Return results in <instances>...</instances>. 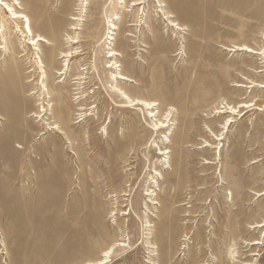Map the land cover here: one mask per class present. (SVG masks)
Segmentation results:
<instances>
[{
	"label": "rangeland",
	"instance_id": "obj_1",
	"mask_svg": "<svg viewBox=\"0 0 264 264\" xmlns=\"http://www.w3.org/2000/svg\"><path fill=\"white\" fill-rule=\"evenodd\" d=\"M22 1L34 31L53 42L39 46L50 97L38 96L40 70L25 83L38 50L20 47L15 36L25 55L17 59L22 77L0 61V264H98L106 251L104 264H264V226L251 227L264 222V0H144L134 9L133 0H63L62 19L53 17L61 0ZM109 31L117 33V60L135 80L122 86L156 102V116L115 106L104 70ZM68 34L82 40L84 51L73 58L61 54L71 48ZM78 65L88 67L82 81L74 79ZM68 66L63 80L58 71ZM242 102L256 106L246 111ZM226 104L242 110L228 129L231 113L216 112ZM169 113L171 129L156 142L171 150L159 166L169 158L171 167L150 183L145 165L158 151L147 147L150 128ZM134 118L145 139L122 150L118 166H99L96 159L109 154V140L99 138L105 125L121 137L130 128L125 119ZM150 188L157 204H145ZM91 215L97 233L81 229Z\"/></svg>",
	"mask_w": 264,
	"mask_h": 264
},
{
	"label": "bare ground",
	"instance_id": "obj_2",
	"mask_svg": "<svg viewBox=\"0 0 264 264\" xmlns=\"http://www.w3.org/2000/svg\"><path fill=\"white\" fill-rule=\"evenodd\" d=\"M38 1L35 0V3L39 6ZM159 1L161 3L163 2V0H159ZM143 2H144V0H133V4H132L133 9H134L135 6H137L139 4H142ZM121 3L125 4V6L128 5L126 0L122 1ZM48 4L49 3L47 2V3L43 4L42 6H44V5L47 6ZM65 6H67V5H65V3H63V0H61L60 4L57 5V7H59V8L53 14V17L55 19H62V16L60 15V13L63 10L62 8H65ZM25 9H26V6H25V4L23 3L22 0H12V1H10V0H0V61L2 59L5 60L6 66L7 67L11 66L15 71H17L19 73L18 75H20L22 77L23 73L21 71L20 64L17 63V59L19 57H22V56H25V55L24 54L23 55H19L20 52L17 49L18 48V44L14 41L15 36L20 37L19 38V42H20L19 46L20 47L23 46L25 48L27 45H28V47L33 45L35 47L34 49L38 50L37 51V55L38 56H35V58H34L35 60H34V64H33L35 69H33V70H29L28 69V71L26 70L27 71L26 72L27 76L24 77V81H25V83H30V82L34 81L33 74H31L32 71H34L36 69L40 70V73L42 75H41V79L39 80L40 92H39L38 96L40 98H42L43 101L44 100L47 101V97H50V96H48L50 94V91H49V89L47 87V79L49 78V75H48V72H47V69H46L47 65L45 63V60L43 59V57L41 55H39V50H40L39 46L42 43H44L46 46L47 45H52L53 42H51L49 39H47L44 35H42L40 33H36L34 31V29L32 27V23H31L32 22L31 18L26 13ZM165 14H167V18L169 19L171 26H173L176 30H182L183 29V27L178 22H176L175 20L172 19L173 14L170 11L165 10ZM71 19L72 20H79V18H77L75 16H73ZM134 23L131 24V25H135ZM14 24H15V27H14ZM110 26H111L110 29H112V30L119 29L115 23H113V24L110 23ZM72 28L73 29H79L80 27L76 28V26H73ZM116 34L117 33L116 32L114 33V31H112V32L109 31V34L107 36V40H109V41H107L108 52L106 53L107 54L106 57L109 58V59L107 60V63L105 65V67H104V70L108 73V78L110 79V81H112L114 83V85L111 86V91L113 92V94L117 98H119V100L115 103V106L118 107V108H121L122 110H128V109H131V108H134V109L135 108L136 109L140 108L141 110H143L144 108L151 109L149 116L150 117L156 116V114L153 113L154 112L153 108L157 104L156 102L151 101V100H147V99H143V98H139V97H132L128 93V91L124 89V87L121 84L122 82L124 83L125 81L134 82L135 80L129 74H127L124 71L125 69L123 68L122 64L119 63V61L117 60L118 59L117 56L121 55L122 52H120L115 47L116 38L114 36H116ZM128 35L131 36V37L135 36L134 33H130ZM80 41H82V40H81L79 35H77V34H75V35L68 34L67 35V43L70 44L71 48L69 50H62V52H61V54H63L62 57L67 58V57L71 56V58H73V57H75L77 55H80V52L83 53L84 50L83 49H79L80 46H78ZM75 45H77V46H75ZM98 46H100V45H98ZM233 47H234L235 50H240V51L244 50L245 52H252V53H257V54L261 53L260 52L261 50L253 49L252 47H250V46H248L246 44H240V45L236 44V45H233ZM56 51H54L55 55H56V53H58ZM24 52H26V51H24ZM26 54H29V53H26ZM3 55L4 56L7 55L8 57H2ZM53 58H54V60H56L55 57H53ZM102 59H103V57H102ZM1 66H3V64L0 63V67ZM76 69L78 70V73L77 74H73L74 75V79L75 80L77 79L78 81H82V79H85L86 78V73H88V72H85V69H88V67H81L80 65H78ZM68 70H69V66L67 68H65V67L60 68V70L58 71V73H60V77L61 78L64 76L63 80L66 79L67 76H70V75H68V72H69ZM3 73L4 72L2 71L1 74L4 75ZM252 83H253L254 86L257 85V82H255V81H252ZM239 84H241L240 86H243V83H239ZM259 87L264 88V84L259 85ZM35 93H37V91L32 89L29 92L28 96H31V95H33ZM88 94L89 93H87V92H85V93L83 92L82 95H83V97H87ZM253 106H256V104H253L251 102H242V103H240L239 107L247 108L245 110L249 111L250 109L254 108ZM41 108H42L41 111H39L40 113L42 111H44V112L46 111L47 112V108L45 107L44 102H43V105L41 106ZM216 109H217L216 110L217 113H223V112L224 113L225 112H230L231 113V116L227 119L226 123L224 124V129H228V126L231 125V123L235 120V116L234 115L242 113V110H240V109L238 110V107L232 106L230 104L221 105V106H219ZM256 109H259V107L257 106ZM85 115H87V114L85 113ZM169 116H170V113L167 114L166 118L168 119ZM1 117L2 116L0 115V118ZM84 117H86V116H84ZM109 118L110 119H109L108 123L113 124L115 121L113 120L112 116H109ZM97 119L100 120L101 116H99ZM171 120L172 119L169 118L168 120L163 121V122L162 121L161 122L157 121L156 123H154V126L150 128V131L154 132L153 137L155 136V138L153 139L151 144L148 143L147 147H149L148 149H149L150 152H152V149L154 147L157 146V148H158V151H155L157 157H156L154 163L153 162H149L148 165H145L146 166L145 167V170H146L145 174L148 173V172L150 173V178H151L150 183L158 184V179L160 177H163V169H168L169 167H171V164L167 165V163H170L168 161V160H170L169 158H168V160H166V159L164 160L163 159L162 161H164V162H163L162 166L161 167L159 166V164H158L159 157L162 155V156H164V158H166L167 154H169L171 152V150H169L167 147L159 146L157 144V142H156L157 137L159 136L158 134H160L161 130L171 129V127H170L171 123H172ZM125 122L131 128V130L129 128V131H127L126 133L123 132L122 133L123 136H121V137L119 136V134L110 132L106 128V126H108V124L105 125L103 131L105 132V134L107 136L106 137L99 136V138L100 139L107 138L106 140L107 141L109 140V144H110L108 146L109 154H106V158L104 156L102 158L96 159V162L98 163L99 166H101V165L103 166L107 162H111V163H113V164L118 166L119 163L121 162L120 160L122 158H126V154H124V156L123 155H118V154L122 150H124V149H126L128 147L137 148L136 147L137 141H141V140L145 139V138L143 139V137L140 136V135H142V134H139L140 130L137 131V129H136V125H139V124H137V121L135 120V118L133 120L125 119ZM53 128H55V127H53ZM59 133H60V131H59ZM223 134H224V132L219 134L217 136L216 140L222 139ZM164 135H161L160 137L162 139H164L165 143H167V141L169 142L170 141L169 134L166 133V135L165 136ZM137 136H140V137L136 138ZM205 146H211L212 147L213 144L207 143ZM220 150L221 149L218 150L219 153H220ZM168 157H170V156H168ZM133 161H135V160H133ZM211 162H212L211 160H207L205 163H211ZM127 165L130 166L131 164H127ZM132 168L133 167H131L130 169H132ZM134 168H136V169L141 168V163L136 164V167H134ZM172 173H174V172L172 171ZM154 191H155L154 189H151V188L148 189L147 195H149L151 198L146 201V203H145L146 205H148L149 203L157 204V201L153 200V199H156V198L152 197V195L155 194ZM263 193H264V191L261 194H263ZM167 200H168V198H167ZM96 218L99 219V216L96 215ZM93 221H94V218L91 215L90 220H89V224L91 226L89 224H86L87 226H85V229H83V226L81 227V229L84 230L85 232H88V233H91V232L92 233H97L99 230H98V228L96 229V227H94L92 225ZM263 226H264V222L263 221L258 222V223H254V224L251 225V227L253 229H256L258 227H263ZM232 232H233V235L236 234L235 230H233ZM261 243H262V241L259 240V239L255 240V241H251V242H247L246 241L245 242V244H246L245 246L259 245ZM107 253H109V251H106L105 256H103V259L98 260V264H104L106 262L105 259L108 257ZM230 253L232 255L234 254L232 252V250L230 251ZM234 256H235V254H234ZM231 259H233V258L231 257Z\"/></svg>",
	"mask_w": 264,
	"mask_h": 264
}]
</instances>
